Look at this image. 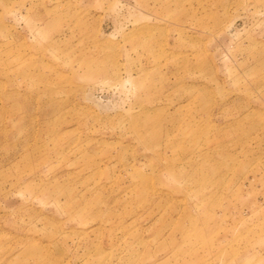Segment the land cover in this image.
Masks as SVG:
<instances>
[{
    "label": "rangeland",
    "instance_id": "obj_1",
    "mask_svg": "<svg viewBox=\"0 0 264 264\" xmlns=\"http://www.w3.org/2000/svg\"><path fill=\"white\" fill-rule=\"evenodd\" d=\"M0 264H264V0H0Z\"/></svg>",
    "mask_w": 264,
    "mask_h": 264
}]
</instances>
